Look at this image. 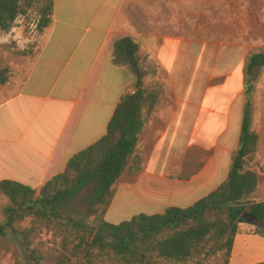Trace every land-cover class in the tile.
<instances>
[{
	"label": "crops",
	"instance_id": "0c3cea01",
	"mask_svg": "<svg viewBox=\"0 0 264 264\" xmlns=\"http://www.w3.org/2000/svg\"><path fill=\"white\" fill-rule=\"evenodd\" d=\"M188 1L54 0L51 28L38 35L39 47L22 61L26 64L24 78L7 75V86L14 89L0 101V182L14 181L38 189L63 173L72 157L104 137L121 97L132 93L134 85L132 70L113 63L115 44L130 38L139 46L144 60L150 62L148 57L153 54L157 67L165 69L161 54L170 51L176 42L174 36L168 37L161 45L164 50L157 39L164 37L163 23L168 20L173 24L180 14L177 10L167 15L166 8L174 11L184 3H196ZM19 22L15 21L10 32L0 35V46L23 33L21 26H15ZM82 30L88 39L76 58L78 48L72 46ZM171 31L175 32L173 25ZM7 62L0 69L11 71L16 57ZM102 78L108 81L104 91L100 88ZM178 98L179 95L177 104ZM170 107L155 109L147 119L135 155L141 150H148V154L137 172L127 169L121 176L120 180H132H119L104 221L108 222L107 215L121 193L129 195L140 189L154 197L166 190L199 201L226 180L231 151L221 141L222 135L215 140L206 132L204 135L207 116L189 114L184 135L187 144L178 149L180 111ZM183 150L189 151L190 163L199 164V170H192L187 179L176 180L169 174ZM221 173L224 177H216ZM260 188L259 180L251 201H264L259 200L264 196ZM114 221L108 223H121Z\"/></svg>",
	"mask_w": 264,
	"mask_h": 264
},
{
	"label": "trees",
	"instance_id": "16d2710c",
	"mask_svg": "<svg viewBox=\"0 0 264 264\" xmlns=\"http://www.w3.org/2000/svg\"><path fill=\"white\" fill-rule=\"evenodd\" d=\"M53 1L0 0V35L10 32L15 21H25L32 9L36 12L35 30L42 35L53 23ZM16 54L24 58L33 55L26 50H15ZM115 54L131 67L133 92L121 97L106 135L72 157L63 173L38 189L14 181L0 182V195L8 201L2 211L0 238L15 235L30 264L59 263H49L34 245L32 237L38 227H57L65 238L78 241L77 249L85 245L90 251L111 254L125 264H210L207 260L214 255L221 256V264H229L240 217L249 214L264 223V201L249 200L259 178L245 169L258 147L251 100L255 93L254 72L264 68V52L250 53L244 65L239 136L226 180L188 208L170 207L161 214H139L129 221L111 224L103 216L114 188L123 173L130 170L133 159V171L139 170L135 150L161 97L159 85L142 87L139 46L132 39H120ZM114 56L113 63L117 64ZM8 73V69H0V85L7 83ZM26 220H30V226L19 229L17 226ZM259 223L253 235L264 237Z\"/></svg>",
	"mask_w": 264,
	"mask_h": 264
},
{
	"label": "rangeland",
	"instance_id": "374dc122",
	"mask_svg": "<svg viewBox=\"0 0 264 264\" xmlns=\"http://www.w3.org/2000/svg\"><path fill=\"white\" fill-rule=\"evenodd\" d=\"M177 10L180 13L178 20L173 24L166 20L161 28L164 37L157 39L160 46L166 43L168 37L174 36L176 42L172 49H169L170 51L161 54V64L165 69L157 67L153 54L148 57L150 62L144 60L142 54L138 56L142 87L151 89L152 86L159 85L161 97L156 109H171L170 106H173V109L180 111L178 149L181 150L187 144L184 140L188 126L186 117L189 114L205 115L208 124L202 133L204 135L205 132L208 133L214 140L221 134V141L231 151V162V156L237 147L244 104V65L250 53L264 52V0H196L194 5L184 3L180 9L174 11L166 8V14H176ZM172 25L174 33L171 31ZM15 26H21L23 33L16 37V40L10 39L5 45L0 46V68L5 66L3 64L7 60L15 61L16 57V65L9 71L10 77L22 79L25 76L26 64H22L25 58L15 55V49L16 53L22 50L33 53L39 47L38 34L35 30V9L28 12L25 21ZM84 34V30L79 31L77 40L72 46L74 49L78 48L76 58L80 57L79 53L87 42L88 38H85ZM91 34V32L86 33V36ZM177 43H179L178 47ZM114 55L117 64L126 65L131 69L124 59L121 60L116 54ZM254 78L255 93L251 100L252 127L258 135V147L245 169L254 171L260 177V189L264 193V68L255 71ZM107 82L102 78L100 83L102 91L108 87ZM113 86L111 85V89ZM12 89L14 87L7 86V83L0 85V101L1 98L10 95ZM177 95L180 98L179 104L176 103ZM147 152L148 150H141L135 155L139 169ZM182 152L184 154L169 174L176 180L187 179L192 170H199V164L194 166L190 163L189 151ZM202 153L205 151L203 150ZM135 166L133 159L129 171L135 172L133 171ZM160 170H163L162 167ZM221 176L224 177V173L216 177ZM129 180H132V177H122L120 181ZM117 187L118 184L114 188V193ZM175 194L165 190L152 197L140 189L129 195L121 193L107 215V221L126 222L139 214L154 215L170 207L188 208L197 202L196 198H181ZM262 198L264 196L259 197V200ZM249 200L251 201V198ZM7 205V199L0 195V221L3 219L2 211ZM92 222L94 223V219L91 220ZM29 226L30 220H26L17 227L24 229ZM259 226L264 228V223H259ZM253 232V226L246 224L239 226L229 264L264 262V237L255 236ZM32 241L49 263L58 261V264H125L111 254L90 251L85 245L77 249L78 241L73 237L65 238V233L57 227H38ZM207 261L210 264H221L222 258L220 255H214ZM0 264H30L22 242L17 240L15 235L7 234L6 237L0 238Z\"/></svg>",
	"mask_w": 264,
	"mask_h": 264
},
{
	"label": "water",
	"instance_id": "95a60500",
	"mask_svg": "<svg viewBox=\"0 0 264 264\" xmlns=\"http://www.w3.org/2000/svg\"><path fill=\"white\" fill-rule=\"evenodd\" d=\"M259 223V221L253 217L252 215L249 214H243L240 219H239V224H246V225H250V226H257Z\"/></svg>",
	"mask_w": 264,
	"mask_h": 264
}]
</instances>
